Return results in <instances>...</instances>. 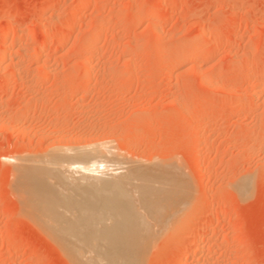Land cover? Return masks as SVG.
Masks as SVG:
<instances>
[{
  "label": "rangeland",
  "instance_id": "obj_1",
  "mask_svg": "<svg viewBox=\"0 0 264 264\" xmlns=\"http://www.w3.org/2000/svg\"><path fill=\"white\" fill-rule=\"evenodd\" d=\"M79 150L115 162L150 222L138 264H264V0H0V264H82L84 239L51 226L78 214Z\"/></svg>",
  "mask_w": 264,
  "mask_h": 264
},
{
  "label": "bare ground",
  "instance_id": "obj_2",
  "mask_svg": "<svg viewBox=\"0 0 264 264\" xmlns=\"http://www.w3.org/2000/svg\"><path fill=\"white\" fill-rule=\"evenodd\" d=\"M33 35V34H32ZM31 37V36H30ZM54 37V36H53ZM141 52V51H140ZM139 52V53H140ZM62 150V149H61ZM73 151H74V149H73ZM59 152V151H58ZM82 152H83V150L80 152V150H79V153L80 154H78V153H76L75 155L77 156V160H82V161H87L85 164H89L88 162H90V164L89 165H84V166H82V165H80L79 163H76V162H78L77 160H74V158H72V157H69L70 159H67V160H69V161H71L72 159V161L74 162V164H76L75 166H76V168H75V166H73L75 169H76V172H80V175H82L81 176V178L82 179H85V180H87V185L85 186L84 184H83V181L81 180L80 181V179H79V181L78 180H76V182H74L75 180H70L69 178H71V177H74V179L76 178L75 176H70V175H72L73 174V172H71L70 171V168L69 167H71L73 164H71V166H69L68 165V167H67V165H65L67 168H68V170L71 172V174H70V172L68 171V170H65L66 171V177L67 176H69V177H67L68 178V181H71V183H72V185L71 186H73V185H77V186H79L78 188L80 189V187L82 186V188H81V190H85V194H84V196L83 197H79V198H81V200H79V201H76V202H73V201H75V200H77V199H73V201H72V203H74V204H72L73 206L75 205L76 206V208H77V210H76V212L78 213H74V208H73V210H72V212L74 213V214H72V215H75V214H77V216L75 217V218H72L71 217V220H66V222L64 223V222H62L61 221V223H63V224H65V225H57V224H55L54 222L52 223V228L56 231V233H57V235L58 236H56V237H59V236H62V238H66L65 240H66V243H63L65 246H67V248H71V246L69 245L70 243L69 242H72V239L73 240H75V241H73L74 243L76 242V241H79V240H76L78 237H76V236H80V237H82L84 240L83 241H85V240H87V243H89V246L91 247L95 242V240L96 241H98L97 243L98 244H101L100 246H102L103 244H102V242H100L99 243V240L100 241H103V240H106L107 241V243L105 242V241H103L104 242V244L106 245V247L104 248V245L102 246L103 248H104V251H105V253H104V251H102V252H100L99 250H96L97 248L99 249L100 247L97 245V248H96V245H94L95 247L94 248H96V249H94L95 250V252L97 253L98 251L100 252V254H99V252L97 253L98 254V257H100V256H102L101 258H98V259H101V263H102V259H104L105 257H106V260L108 259V257H109V255H111L110 256V258H112V263L114 264L115 262L114 261H116L117 262V259L119 258V256H117V259H116V257H114L115 255H113V254H116V255H118L119 253L122 255H124L125 256V258H126V256L128 255V252L127 251H129V255H128V259L126 258H122V259H125L124 261L126 262L127 260H128V262H129V264L130 263H132L133 264V261H134V264H136V262H137V264H138V262L139 261H135L137 258H135V257H133L134 255H132L131 253H133L132 251L134 250V249H132V248H134V247H132L133 245H134V243H136V244H140V243H137L138 242V240H134L133 239V241H132V238L133 237H139L140 235L139 234H141V233H139L138 234V231L140 230V227H141V224H143L142 225V227L145 225L144 223H143V220L146 218V216L145 217H142L141 218V220H142V222L141 221H139L140 220V217H141V215H142V213H141V215H140V217H139V215L137 214V212H135V208H134V206L133 205H135V203H133L132 201L135 199H132V198H130V196H129V192L128 191H126V188L124 189V187H126L125 186V181H123L122 179H120V178H117L116 176H114L113 175V171H114V168L116 169V167L117 166H115L114 164H115V162H114V164L112 163V160H108L107 161V159H103L101 156H95L96 154H94V152L91 154V152H90V150H84V152H83V154H82ZM53 153V152H52ZM69 153V152H68ZM85 153H89V154H91L90 156H89V154H85ZM57 154H59L60 155V153H57ZM66 154V153H65ZM64 155V154H63ZM67 155V154H66ZM54 157H55V155H53ZM58 157V156H57ZM64 157V156H63ZM43 157H41V159H42ZM49 158H52V157H50L49 156ZM33 159V158H32ZM31 159V160H32ZM59 159V158H58ZM53 160V159H52ZM57 160V159H56ZM56 160L54 161V162H56ZM60 160V159H59ZM64 160H66V159H64ZM80 160V161H81ZM43 161V160H42ZM49 161H51V160H49ZM69 161H67L68 163H69ZM71 161V162H72ZM79 161V162H80ZM60 163H61V161H60ZM64 163V162H63ZM67 163V164H68ZM30 164V163H29ZM65 164H66V162H65ZM22 165V164H21ZM78 165L80 166V167H78ZM46 166V165H45ZM54 166V165H53ZM63 166H64V164H63ZM115 166V167H114ZM27 167V166H26ZM48 167V166H47ZM31 168H32V166H31ZM50 168V167H49ZM59 168H61V167H59ZM59 168H57V169H59ZM63 168V167H62ZM66 168V169H67ZM20 169V168H19ZM113 169V171L111 172V170ZM140 169V168H139ZM139 169H137V170H139ZM35 170H36V168H35ZM48 170V169H47ZM54 170V169H53ZM60 170H62V169H60ZM134 170V169H133ZM63 171V170H62ZM68 171V172H67ZM58 172V171H57ZM41 173V172H40ZM55 174H57V173H55ZM64 174H65V172H64ZM27 175V174H26ZM39 175V174H38ZM60 175V174H59ZM74 175H76V174H74ZM145 175V174H144ZM148 175V174H147ZM31 176V175H30ZM65 176V175H64ZM150 176V175H149ZM159 176V175H158ZM22 177V176H21ZM37 177V176H36ZM56 177V176H55ZM113 177V178H112ZM121 177V176H120ZM164 177V176H163ZM167 177H168V175H167ZM172 177V176H171ZM27 178V177H26ZM38 178V177H37ZM40 178V177H39ZM44 178V177H43ZM61 178V177H60ZM110 178H112V179H110ZM148 178V177H147ZM150 178V177H149ZM155 178V177H154ZM29 179V178H28ZM36 179V178H35ZM42 179V178H41ZM41 179H38V180H35L33 183H34V186L37 188V190H38V192L40 193V192H42L40 195H41V197H39V199L40 198H42L41 200H43V203L45 204V205H48V208H49V211H50V216L53 218V219H57V218H61V219H63L62 217H61V215H59L58 214V211L60 210V208L58 207V211L56 210V205H55V199H54V191L52 192L49 188H48V186L46 185V183L43 181V180H41ZM77 179V178H76ZM126 179V178H125ZM161 180H162V178H160ZM159 179V180H160ZM49 180V179H48ZM92 180V181H91ZM150 180V179H149ZM148 180V181H149ZM51 181H53V180H51ZM63 181V180H62ZM144 181V180H143ZM57 182V181H56ZM59 182V181H58ZM67 182V181H66ZM77 182H79V183H81L82 185L80 186V184H78ZM160 182V181H159ZM52 183V182H51ZM70 183V182H69ZM137 183V182H136ZM162 183V182H161ZM31 184V183H30ZM64 184V183H63ZM166 184V183H165ZM168 184V183H167ZM58 185H61V184H57L56 186H58ZM67 185V184H66ZM65 185V186H66ZM51 186V185H50ZM68 186V185H67ZM54 187V186H53ZM64 187V186H63ZM68 187H70V186H68ZM67 187V188H68ZM148 187L149 186H146L145 188H143V190H142V199L145 201V205H147L146 204V200H147V194H149V190H148V192H147V189H148ZM156 187V186H155ZM161 187V186H160ZM167 187H168V185H167ZM78 188H77V190H78ZM85 188V189H84ZM162 188V187H161ZM166 188V187H165ZM55 188H53V190H54ZM61 190V188H57V191L58 190ZM150 189V188H149ZM160 189V188H159ZM66 189L64 188V191H63V189L61 190L63 193L64 192H66L65 191ZM70 190V189H69ZM76 190V189H75ZM134 190H136V189H134ZM162 190H164V189H162ZM57 191H55V192H57ZM60 191V192H61ZM68 191V190H67ZM71 191V190H70ZM137 191V190H136ZM140 191V190H139ZM152 191V190H151ZM60 192L58 193V194H60ZM138 192V191H137ZM25 193V192H24ZM67 193V192H66ZM71 193V192H70ZM74 193H75V191H74ZM141 193V192H140ZM153 193V192H152ZM162 193V192H161ZM65 194V193H64ZM157 194V193H156ZM67 195V194H66ZM74 195V194H73ZM72 195V196H73ZM76 195H80V194H76ZM59 196V195H58ZM69 196H71V195H69ZM163 196L164 197H162V199L160 198V197H158L157 198V200H159L160 199V201H163V202H161V203H165L164 202V200H163V198H165V197H167L166 195H164L163 194ZM136 197V196H135ZM139 197V196H138ZM153 197V196H152ZM72 198V197H71ZM73 198H75L74 196H73ZM137 198V197H136ZM171 198H172V196H171ZM132 199V200H131ZM178 199V198H177ZM136 200V199H135ZM165 201H166V199H165ZM60 202H63V203H65V204H70V202H71V200H70V197H63L62 196V198L60 199ZM134 202H136V201H134ZM142 202V201H141ZM141 202H140V204H141ZM34 203V202H33ZM40 203H42L41 201H40ZM159 203V201H157V203L156 204H158ZM43 204V205H44ZM155 204V203H154ZM45 205H44V209L45 208H47V207H45ZM58 205V204H57ZM71 205V204H70ZM71 205V206H72ZM139 205V204H138ZM153 205V204H152ZM151 205V206H152ZM159 205V204H158ZM163 205V204H162ZM162 205L160 206H155V205H153V207L155 206V208H158V207H160L161 209H162ZM165 205V204H164ZM135 206H137V204L135 205ZM40 207V206H39ZM142 207V206H141ZM151 208V211L152 212H156V211H159L158 209H154V208ZM61 208H62V206H61ZM138 208V207H137ZM135 209V210H134ZM172 209V208H171ZM48 210V209H47ZM62 210H64V209H62ZM70 210V211H71ZM104 210V211H103ZM150 210V209H149ZM169 210V209H168ZM98 212V211H103V213L104 212H106V211H108L109 213H113V215H114V217H111V215H112V213H111V215H110V217L111 218H114V219H116V221H115V223H114V225H112L111 227H108V228H104L103 230H97V229H99V228H97V227H102V225L98 222L97 224L99 225H97L96 224V229H95V227L93 226L94 224V213L95 212ZM111 211V212H110ZM138 211H139V209H138ZM173 211V210H172ZM60 212H62L61 210H60ZM64 212H67V210L66 211H64ZM140 212V211H139ZM145 212V211H144ZM48 213V212H47ZM102 213V212H101ZM109 213H105V214H108L109 215ZM41 214V213H40ZM65 214V213H64ZM95 214H97V213H95ZM105 214H102V216H106ZM148 213H146V215H147ZM172 214V213H171ZM38 215V214H37ZM49 215V214H48ZM69 215V213L67 212V215L66 216H68ZM152 215H154V213L152 214ZM169 215V214H168ZM46 216V215H45ZM62 216H63V213H62ZM69 216H71V215H69ZM101 216V217H102ZM143 216V215H142ZM148 216V215H147ZM167 216V215H166ZM40 217V216H39ZM63 217H65V216H63ZM95 217H98V215H95ZM100 217V216H99ZM100 217V218H101ZM108 216H106V218L105 219H109V218H107ZM161 217V216H160ZM103 218V217H102ZM144 218V219H143ZM153 218V217H152ZM162 218V217H161ZM161 218H159V219H161ZM36 219H38V218H36ZM64 219H66V217L64 218ZM67 219H70V217H68ZM58 220V219H57ZM96 220H98V218H96ZM104 219H102V221H103ZM111 220H113V219H111ZM148 220V219H147ZM146 219L144 220V221H146V226H148V224L150 223L149 221H147ZM56 221V220H55ZM101 221V222H102ZM113 221V222H114ZM160 221V220H159ZM104 222V221H103ZM112 222V221H111ZM141 224H140V223ZM147 222H149V223H147ZM110 223V222H109ZM44 224V223H43ZM104 224H106V221H105V223ZM108 224V223H107ZM106 224V226H109V225H107ZM48 225V224H47ZM50 226V225H49ZM105 226V227H106ZM145 226V227H146ZM141 227V228H142ZM103 228V227H102ZM153 228V227H152ZM151 228V229H152ZM144 229V228H143ZM143 229H141V232H144L143 231ZM148 229H149V227H148ZM147 229V230H148ZM145 231H146V229H145ZM49 232V231H48ZM140 232V231H139ZM147 232V231H146ZM54 233V232H53ZM49 234V233H48ZM55 235V234H54ZM137 235V236H136ZM139 235V236H138ZM132 237V238H127V237ZM141 236H142V234H141ZM139 237L138 239H139V241H141V240H143V237ZM55 237V238H56ZM70 237H71V240H69L70 239ZM60 238V237H59ZM58 238V239H59ZM69 238V239H68ZM76 238V239H75ZM140 238H142V239H140ZM145 238V237H144ZM61 239V238H60ZM79 239V238H78ZM128 239V240H127ZM137 239V238H136ZM147 239V238H146ZM64 240V239H63ZM88 240L89 241H91V242H93L92 244H90L91 242H88ZM127 242H126V241ZM130 240V241H129ZM80 241H81V239H80ZM76 242V248H75V246L74 245H72L73 244V242H72V248H71V250H69L68 249V251H70V252H72V254H74L75 253V256H76V258L78 259V262H81L82 261V264H85V260L88 262V263H91V264H97L98 262H100V261H97V260H95V259H97V258H95V259H93V261H92V258L94 257V256H97L95 253H93L94 251H92V253L93 254H95V255H93V257L91 256V251H90V248L88 247L87 249H86V245L84 246L85 248V250H87V251H89V254H88V252L87 253H83V256H82V252H81V250L83 249H81V250H79L80 249V246L82 247L83 246V244H85L86 242ZM128 241H129V243L131 244H128ZM133 244H132V243ZM77 243H83L82 245L80 244V246L78 247V245L79 244H77ZM68 244V245H67ZM108 244H109V246H110V249H109V247H107L108 246ZM135 244V245H136ZM145 244H146V242H145ZM144 244V245H145ZM60 245H62L61 243H60ZM140 245H142V244H140ZM64 246V247H65ZM74 246V247H73ZM62 247V246H61ZM132 247V248H131ZM136 247L137 246H135V250H137L136 249ZM138 247H139V245H138ZM141 247V246H140ZM73 248H75L76 249V251H77V253L79 254V255H81L82 257L79 259V256H78V254L76 253V251H75V249H73ZM132 249V251H131V249ZM66 249V248H65ZM78 249V250H77ZM92 249V248H91ZM101 249V248H100ZM105 249H108L107 251H109V250H111V251H109L108 252V256H106V253H107V251L105 250ZM66 251V250H65ZM79 251L81 252V254L79 253ZM83 252H84V250H82ZM116 252V253H113V252ZM102 253V254H101ZM113 253V254H112ZM118 253V254H117ZM137 254H138V252H136ZM71 254V253H70ZM87 254V259H85V260H81L83 257L85 258V255ZM103 254H105V257L103 258ZM119 254V255H120ZM88 255H90L91 257H89ZM121 255H120V259H118V260H121ZM133 258H132V257ZM73 257V256H72ZM113 257L116 259H114V261H113ZM137 257H138V255H137ZM73 258H75V257H73ZM75 258V259H76ZM83 258V259H84ZM88 258H91V259H88ZM131 258H132V260H131ZM135 258V260H133ZM72 259V258H71ZM89 260V261H88ZM95 260V261H94ZM106 260H104V261H106ZM110 261H111V259H109ZM108 260V261H109ZM73 261V260H72ZM77 261V260H76ZM107 261V262H108ZM109 261V262H110ZM124 261H123V264H124ZM132 261V262H131ZM73 262H75V261H73ZM87 262H86V264H87ZM95 262H97V263H95ZM122 262V260L119 262H117V263H121ZM128 262H126L127 264H128ZM100 263V264H101ZM77 264V263H76ZM99 264V263H98ZM110 264V263H109ZM116 264V263H115ZM122 264V263H121Z\"/></svg>",
  "mask_w": 264,
  "mask_h": 264
}]
</instances>
